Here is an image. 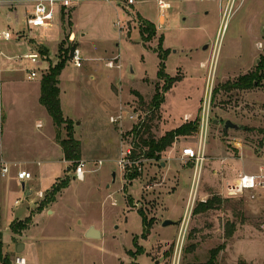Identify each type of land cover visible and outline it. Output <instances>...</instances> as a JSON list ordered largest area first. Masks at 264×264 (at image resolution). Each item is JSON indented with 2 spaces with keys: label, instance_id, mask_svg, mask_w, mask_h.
Here are the masks:
<instances>
[{
  "label": "rangeland",
  "instance_id": "1",
  "mask_svg": "<svg viewBox=\"0 0 264 264\" xmlns=\"http://www.w3.org/2000/svg\"><path fill=\"white\" fill-rule=\"evenodd\" d=\"M68 2L55 7L46 29L23 30V7L6 12L11 23L0 13V33L8 30L15 38L0 37V132L3 128L5 153L12 150L14 160L28 163L23 167L33 174L24 192L14 184L8 194L6 179L0 183L1 197L11 208L19 201L14 215L21 219L6 220L0 214L2 261L172 264L180 223L187 217L181 264H208L213 249H220L214 264H264V193L253 200L249 194L230 197L227 191L239 173H255L264 166V79L250 89L239 79L264 58V0H248L227 20L218 0H166L164 11L157 0ZM138 16L156 26V37L147 43L140 37ZM41 43L50 54L44 56L40 77L29 80L25 70L33 65L17 57L40 51ZM61 44L65 53L59 52ZM160 46L168 51L164 73L178 79L167 91L168 79L158 77ZM77 47L84 58L82 68L72 63ZM63 59L60 100L65 117L75 121L74 138L82 141V181L73 178L75 170L56 141L52 118L39 103L42 76ZM156 93L164 102L152 113ZM205 109L210 124L198 177L194 162L181 157L184 148H197L194 134L180 137L160 161L138 159L139 168H129L136 170L135 177L126 181L128 171L119 160L123 150L133 153L134 128L143 118H152V135L160 139L182 122L194 124ZM121 113L122 122H110ZM130 114L139 119L128 120ZM228 120L238 129L226 130ZM136 155L141 156L139 150ZM65 178L69 186L56 195L54 207L55 202L49 203L53 188ZM34 181L48 187L56 182L24 219L26 194ZM212 198L221 202L202 211V204ZM139 210L154 220L148 237L142 236ZM165 220L174 224L164 227ZM18 222L14 233L11 225ZM90 226L102 231V237L86 238ZM20 243L25 249L17 253Z\"/></svg>",
  "mask_w": 264,
  "mask_h": 264
},
{
  "label": "trees",
  "instance_id": "2",
  "mask_svg": "<svg viewBox=\"0 0 264 264\" xmlns=\"http://www.w3.org/2000/svg\"><path fill=\"white\" fill-rule=\"evenodd\" d=\"M64 16V14H63ZM64 18V17H63ZM139 19V33L140 37L143 41V43H147L154 39L157 34L156 26L142 18L141 16H138ZM70 27H72V22L68 23ZM72 32H69L70 35ZM161 45V44H160ZM40 51L44 56L49 55V51H45L44 47L40 46ZM59 52H64V46L63 44L59 47ZM157 52H160V58L162 60L161 66L162 69L159 72V78H167L169 85L166 87L165 91L170 89L172 85L178 80L177 78H169L167 74L164 73L163 66H164V60H165V54L168 53V51H163L161 46ZM66 59V58H65ZM65 59L60 60L58 64L51 67L49 69V72L42 76L41 79V94L39 98L40 104L46 109L47 113L52 118L53 124L55 126L56 130V141L60 145L65 160L67 162L71 163V168L74 170L78 166L81 156H82V147L81 142L76 140L74 138V122L66 118L62 111L61 106V100H60V74L62 69L66 66ZM264 72V58H261L260 64H258L257 69L245 76H243L240 79V82L244 81V88L250 89L252 87H259L260 83L259 80L262 77L264 79V75L261 73ZM164 102V96H161L160 94L156 93L152 100V113H154L156 110H158L161 105ZM151 121L147 120L146 118L137 126L134 128V151L132 153V158H135V160L138 159H147L152 161H160L162 153L166 152L169 148L173 146V144L178 140V138L182 136H192L194 135L199 128L200 120H196L194 124H188L185 126V124L175 130L168 131L165 133L163 137L160 139H155L152 135V126ZM66 132V137L63 138L62 131ZM136 150L140 151V157H137ZM136 170H132L131 172L128 171L125 175V179L128 182H131L133 178L136 175ZM70 180L68 178H65L63 181L60 182V185L53 188L52 191V197L49 200V203L55 202V197L58 193H60L61 190L66 189L69 186ZM216 198H212L211 200H208L206 203H203L201 208L202 211H207L211 209L216 202ZM217 202H221L220 200ZM139 214L142 216L143 220V237H148L150 235L151 229L153 228L154 220H148L146 214L142 210L138 211ZM21 222L13 223L11 225V230L16 233L17 227L20 225ZM232 235V232L228 234L230 237ZM0 247L2 248V244L0 241ZM220 249H213L210 253V259L208 264H214L216 262L217 256L219 254ZM0 260L2 264H5L2 260V253H0ZM239 264H250L246 262H240Z\"/></svg>",
  "mask_w": 264,
  "mask_h": 264
},
{
  "label": "built area",
  "instance_id": "3",
  "mask_svg": "<svg viewBox=\"0 0 264 264\" xmlns=\"http://www.w3.org/2000/svg\"><path fill=\"white\" fill-rule=\"evenodd\" d=\"M221 3H224L223 17L227 20L229 19L239 8H241L245 2L248 0H218ZM166 0H157V4L161 11H164L167 8ZM67 4V0H38L34 4L32 12L26 14V25L23 30H38L46 29L50 27L54 20L55 16V7L57 5L64 6ZM225 20V22H226ZM0 37L5 41L15 40L13 32L8 30L2 31ZM259 47L262 48V44H259ZM18 61L26 60L29 61L33 68H26L27 78L29 80H34L41 75L44 63V55L41 51H32L26 53L25 55L17 57ZM83 54L81 50L77 47L72 51V63L76 68L83 67ZM124 114H120L116 117H111V123L122 122ZM139 119V116L136 114L128 115V120L136 121ZM144 118L142 119V121ZM210 124V112L206 113V109L203 113L202 118L200 119V136H199V145L196 149L192 147H186L183 149V156L190 161L194 162L195 174L201 171L204 162L206 160V137L208 132V127ZM132 150L127 149L123 150L122 157L119 160V165L123 170L129 171V168L138 169L139 160H133ZM8 172L7 167L1 169V175L4 176ZM85 177V164L79 163L74 172V179L82 181ZM195 177V176H194ZM17 179L19 181H27L32 179V174L26 170L17 171ZM228 195L230 197H240L245 194H249L251 199H256L261 194L264 193V166L260 167L257 173H239L237 179L228 187ZM43 197V194L41 195ZM189 228V219L185 217L180 223V233L175 244L173 263L172 264H181L182 254L185 245V239L187 231Z\"/></svg>",
  "mask_w": 264,
  "mask_h": 264
},
{
  "label": "crops",
  "instance_id": "4",
  "mask_svg": "<svg viewBox=\"0 0 264 264\" xmlns=\"http://www.w3.org/2000/svg\"><path fill=\"white\" fill-rule=\"evenodd\" d=\"M17 1H18L17 4H19V6H16V3L15 2H17ZM36 1H38V0H0V13H2L3 11L4 12L1 15L7 14L6 12H8V11H9V13H17V11L19 10V8L20 7H23L26 10V14H28L29 12H32L33 11L34 4H35ZM68 1L69 0H67V3H69ZM6 17H7V21L11 23L12 22V18L10 16H8V14H7ZM73 34L76 35L75 33H73ZM259 44H262V43H259ZM40 46L47 47V45L46 44H43V43H41ZM258 47H259V45H258ZM262 48H263V45H262ZM262 48H260V49H262ZM47 49H48V47H47ZM48 51H49V49H48ZM49 54H50V51H49ZM258 63H259V60H258ZM39 92L41 94V80H40V84H39ZM39 98H40V96H39ZM61 106L63 107L62 99H61ZM194 121H196V120H194ZM78 124H80L79 126H81L82 123H77L76 125H78ZM184 124L185 123H183V122L180 123L177 128L183 126ZM177 128H175V129H177ZM175 129H173V130H175ZM3 131L4 130L2 128L1 129V132H0V183L2 184L3 180L6 179L5 183L7 185L9 184V192H8V194L11 193V188L13 190L15 189L14 184H18V187L21 186L22 187L21 189L24 192L25 189H26V185L28 183L32 182V180H33V174L31 173V171L28 168H24L23 167V165L28 164V163H22V162H19V161L14 160L13 157H14L15 153L12 152V150L8 154L5 153L6 152L5 151V137H4V134H3L4 132ZM195 134H198V141H197V143L199 145L200 125H199V128H198V131ZM55 137H56V135H55ZM176 144H178V141L174 145H176ZM179 144H180V142H179ZM81 147H82V141H81ZM181 157H182V159H187V158H185L183 156V154H182ZM81 159H84L83 158V155L81 156ZM68 163H70V162H68ZM190 165L193 167V164H190ZM37 166L42 167L43 166V163L37 162ZM3 167H7L8 168V172L4 176L1 175V169ZM14 168L17 169V170H15ZM18 170H26V171L30 172L32 174V179L31 180H27V181H19L17 179V171ZM257 172H255V173H257ZM55 182H53L52 185ZM22 185H24V187H25L24 190H23V186ZM31 185L32 186L29 188V192L26 194L27 195V200H28V203L29 204H28V207H27V211H26L25 217H23L24 219L29 216V213L32 210V208L34 206H36L35 202H37L38 197H41L42 194H44L46 191L50 190L51 187H52V185H50L49 187L48 186H45V183L42 182V181L41 182L34 181ZM6 193H7V191L5 190V194ZM1 196H3L2 193H0V214L4 215V218L6 220L7 219H12V220L19 219V218H15L16 216L14 215L15 214V210L14 209H15V207L17 205H19V201H15L14 207L11 208L10 205L7 204V202H5L2 199ZM57 204H58V202L53 203L54 207H56ZM24 219H22V220H24ZM19 220H21V219H19ZM100 233H101V237H102V231H100Z\"/></svg>",
  "mask_w": 264,
  "mask_h": 264
},
{
  "label": "water",
  "instance_id": "5",
  "mask_svg": "<svg viewBox=\"0 0 264 264\" xmlns=\"http://www.w3.org/2000/svg\"><path fill=\"white\" fill-rule=\"evenodd\" d=\"M44 50L47 51V50H48L47 47H44ZM224 128H225L226 130H229V129H235V130H236V129H238V126H237L236 124H233L231 121L228 120V121L225 123ZM22 186H23V190H24L25 187H24V185H22ZM173 224H174V222L171 221V220H165V221L163 222V226H164V227H167V226H170V225H173ZM85 237H86V238H90V239H99V238H101V233H100V231L97 230L94 226H91V227L86 231ZM24 249H25V245H24L23 243H20V244L17 245V248H16L17 253H21ZM157 263H158V262H157ZM17 264H24V263L22 262V259H21V258L18 259Z\"/></svg>",
  "mask_w": 264,
  "mask_h": 264
},
{
  "label": "bare ground",
  "instance_id": "6",
  "mask_svg": "<svg viewBox=\"0 0 264 264\" xmlns=\"http://www.w3.org/2000/svg\"><path fill=\"white\" fill-rule=\"evenodd\" d=\"M22 262L25 263V261L22 259Z\"/></svg>",
  "mask_w": 264,
  "mask_h": 264
}]
</instances>
